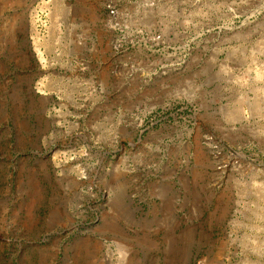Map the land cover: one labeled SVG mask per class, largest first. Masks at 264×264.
I'll use <instances>...</instances> for the list:
<instances>
[{"label":"rangeland","instance_id":"1","mask_svg":"<svg viewBox=\"0 0 264 264\" xmlns=\"http://www.w3.org/2000/svg\"><path fill=\"white\" fill-rule=\"evenodd\" d=\"M112 2L0 0V264H264V0Z\"/></svg>","mask_w":264,"mask_h":264},{"label":"built area","instance_id":"2","mask_svg":"<svg viewBox=\"0 0 264 264\" xmlns=\"http://www.w3.org/2000/svg\"><path fill=\"white\" fill-rule=\"evenodd\" d=\"M104 10L106 11V26L110 31L116 33V39L114 41L115 49L121 50L124 45H131L132 43L127 42L126 38L120 34L121 27L117 20V8L112 0H106ZM210 141L212 142L213 140L210 139ZM211 152L215 159V167L218 173L225 174L234 172L238 168L239 164L234 151L230 150L227 154L222 155L220 149L216 145H212Z\"/></svg>","mask_w":264,"mask_h":264},{"label":"flooded vegetation","instance_id":"3","mask_svg":"<svg viewBox=\"0 0 264 264\" xmlns=\"http://www.w3.org/2000/svg\"><path fill=\"white\" fill-rule=\"evenodd\" d=\"M5 14H6V12L4 11L2 14H0V18L5 16ZM0 24H1V21H0ZM2 28L0 27V46L6 47L7 44H14L15 42L13 40V37H4V32H3Z\"/></svg>","mask_w":264,"mask_h":264},{"label":"bare ground","instance_id":"4","mask_svg":"<svg viewBox=\"0 0 264 264\" xmlns=\"http://www.w3.org/2000/svg\"><path fill=\"white\" fill-rule=\"evenodd\" d=\"M42 60V59H41Z\"/></svg>","mask_w":264,"mask_h":264}]
</instances>
